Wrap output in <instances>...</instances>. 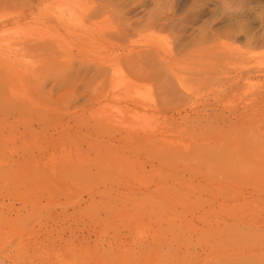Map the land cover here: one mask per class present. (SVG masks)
I'll use <instances>...</instances> for the list:
<instances>
[{
	"label": "rangeland",
	"instance_id": "374dc122",
	"mask_svg": "<svg viewBox=\"0 0 264 264\" xmlns=\"http://www.w3.org/2000/svg\"><path fill=\"white\" fill-rule=\"evenodd\" d=\"M263 155L264 0H0V264H264Z\"/></svg>",
	"mask_w": 264,
	"mask_h": 264
},
{
	"label": "bare ground",
	"instance_id": "6f19581e",
	"mask_svg": "<svg viewBox=\"0 0 264 264\" xmlns=\"http://www.w3.org/2000/svg\"><path fill=\"white\" fill-rule=\"evenodd\" d=\"M102 67V66H101ZM103 68V67H102ZM97 94V93H96ZM99 95V94H98ZM106 95V94H105ZM94 96H97V95H94ZM100 96V95H99ZM98 96V97H99ZM108 97V96H107ZM95 100H97L96 98H94ZM232 129V128H231ZM223 132V131H222ZM208 133V132H207ZM217 133V132H216ZM221 133V132H220ZM214 134V133H213ZM212 134V135H213ZM211 136V135H210ZM208 135H206V137H201L202 140H204V142H207L205 143L206 145L210 142H212L211 140H213L212 138L214 137L211 136L210 137ZM193 137V135H192ZM152 139V138H151ZM219 139V137H218ZM216 140V139H215ZM216 143V142H214ZM213 143V144H214ZM263 143V141H262ZM180 144V143H179ZM201 144H204V143H201ZM172 145V144H171ZM254 145V144H253ZM260 145V144H259ZM176 146V145H175ZM203 146V145H202ZM255 146V145H254ZM192 147V146H191ZM194 147V146H193ZM192 147V148H193ZM199 147V146H198ZM207 147V146H206ZM172 149V148H170ZM181 148H179L180 150ZM190 149V148H189ZM185 150V149H184ZM183 150V151H184ZM197 151V149H196ZM197 154V153H196ZM199 154V153H198ZM258 155V154H257ZM254 156V155H253ZM255 157V156H254ZM254 157H251L250 158H254ZM259 157H261V155L259 154ZM264 157V155H263ZM246 158V157H244ZM243 156L241 157V159H235V163L232 165L231 164H227L225 166V162H224V167H222L220 169V175L222 174L223 176L221 177V179H218L219 181H217L218 183H225L227 185H230L231 187L236 184L239 180L240 182L243 180L244 182H242L243 184L245 183V181L247 182V180L249 181V183L251 182V184L253 185V191L251 192V194H254L253 192H259L261 191L262 193H264V160H262L260 158V160L258 158L254 159V160H247V159H244ZM233 160V159H232ZM230 161V160H229ZM234 161V160H233ZM212 167V166H211ZM221 167V166H220ZM217 170V168H216ZM214 171V170H213ZM219 172H216L219 173ZM211 173H209L210 175ZM215 174V176H216ZM213 175V174H212ZM203 177V176H202ZM206 178V177H205ZM213 179V178H212ZM213 181V180H212ZM214 184V183H213ZM242 184V185H243ZM246 184V183H245ZM251 185V186H252ZM241 186V185H240ZM249 186V185H247ZM219 188V187H218ZM233 189V188H232ZM220 193V192H219ZM236 195H234V198L235 199H239V198H243L244 201L247 200L249 197L246 196L245 193H243V191L241 189L237 190V192H235ZM256 195V194H255ZM251 196V195H250ZM254 196V195H252ZM251 196V197H252ZM233 198V199H234ZM248 201V200H247ZM250 202V201H248ZM248 202H244L243 204H247ZM242 205V204H241ZM250 218V217H249ZM253 225L257 226V227H262L264 226V221L262 222H259L258 220L254 221L253 222ZM261 230V229H260ZM259 235V234H258ZM258 240V239H257Z\"/></svg>",
	"mask_w": 264,
	"mask_h": 264
}]
</instances>
